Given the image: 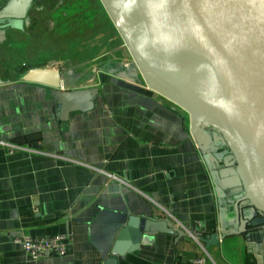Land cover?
<instances>
[{"label":"crops","instance_id":"obj_1","mask_svg":"<svg viewBox=\"0 0 264 264\" xmlns=\"http://www.w3.org/2000/svg\"><path fill=\"white\" fill-rule=\"evenodd\" d=\"M90 3L95 16L74 53L104 46L116 30L100 0ZM117 37L114 52L131 57ZM110 46L91 58L88 73L58 58L42 67L57 71L60 90L98 88L94 107L67 120L57 117L48 87L0 78V264H104L116 243V264H264V245L253 248L243 235L209 246L164 233L118 239L129 213L167 216L186 232L208 234L218 225L212 171L223 188L238 184L229 157L209 167L187 112L150 89L132 57V64L112 58ZM62 234L70 240L61 256L32 259L15 242Z\"/></svg>","mask_w":264,"mask_h":264},{"label":"water","instance_id":"obj_2","mask_svg":"<svg viewBox=\"0 0 264 264\" xmlns=\"http://www.w3.org/2000/svg\"><path fill=\"white\" fill-rule=\"evenodd\" d=\"M28 0L25 1L27 4ZM146 85L184 109L204 160L231 157L238 186L215 171L218 225L186 232L167 216L131 215L125 234L190 236L205 246L243 235L264 245V0H100ZM7 16L3 8L0 18ZM19 18V16L17 15ZM23 81L46 86L56 115L94 107L98 88L63 91L53 69H30ZM3 81L0 79V84ZM114 246L104 264H116Z\"/></svg>","mask_w":264,"mask_h":264},{"label":"flooded vegetation","instance_id":"obj_3","mask_svg":"<svg viewBox=\"0 0 264 264\" xmlns=\"http://www.w3.org/2000/svg\"><path fill=\"white\" fill-rule=\"evenodd\" d=\"M25 1L0 0V13L7 8V16L0 18V45L10 51L13 47L21 48L23 53L36 59L33 56L42 48L47 55L56 54L61 46L70 47L88 36L95 16L91 13L90 0H28L27 4ZM57 58L58 55L45 61L53 63Z\"/></svg>","mask_w":264,"mask_h":264},{"label":"rangeland","instance_id":"obj_4","mask_svg":"<svg viewBox=\"0 0 264 264\" xmlns=\"http://www.w3.org/2000/svg\"><path fill=\"white\" fill-rule=\"evenodd\" d=\"M91 7H94L93 4ZM92 12H94L93 9H92ZM110 30H112V32H113V34L110 32L111 34L109 35L110 37H112V40L110 42H108L105 39H103L104 40L103 43H106L104 46L101 45V43L96 44V47L91 49L90 53H87V54L83 53L82 51L75 52V53L72 52L71 47L74 46V44H72L71 46L69 45L70 47H65L66 45L61 46L62 48H59V51H57L56 54H55V52H51L50 54L47 55L46 53H48V52H46V50L42 48V49H40V51H38V52H42V54H40L39 56H37L38 52H36V56H33L31 54L33 57H37L35 59V58L29 57L30 54L27 55V54L23 53L22 50H20L21 48L15 49V47H13V50L10 51V49H8L5 45H0V76L3 77V79H18V78L20 79L30 69H34V68L43 69L45 67H50L52 64L48 61L46 62L45 60H47L49 57L54 58L56 55H58L59 63H61L59 65H61L62 67H67L69 65H73V64L80 62L81 64L84 65L83 70L88 73L89 67L92 65V61H90V60L94 55H97L98 53H100V51H102V49L104 50L105 47H108L109 44L111 45L110 47L112 49L115 47V43H117L116 46L118 47L119 39L117 37V42H115L114 41V34H117V36H119V34L116 30L114 31V29H112V28ZM59 47H60V45H59ZM63 47H65V48H63ZM114 49L112 52L113 53L112 58H114L116 56V58H117L116 60H119L118 58L125 56L124 58H129V64H132L131 57H128L127 54H125V53H124L125 55H122L119 52V49H117L114 52ZM104 57H106V56H104ZM27 58H28V60H27ZM25 59H26V61H25ZM56 60L57 59H54L51 62H55ZM123 64L125 65V61ZM73 70L77 71V69H73ZM77 72H81V71H77ZM230 159H231V157H230Z\"/></svg>","mask_w":264,"mask_h":264},{"label":"built area","instance_id":"obj_5","mask_svg":"<svg viewBox=\"0 0 264 264\" xmlns=\"http://www.w3.org/2000/svg\"><path fill=\"white\" fill-rule=\"evenodd\" d=\"M69 240V234L54 236L23 235L16 238L15 242L21 246L27 256L32 259H38L49 253L64 255L67 251ZM190 264H206V260L204 258H196Z\"/></svg>","mask_w":264,"mask_h":264}]
</instances>
